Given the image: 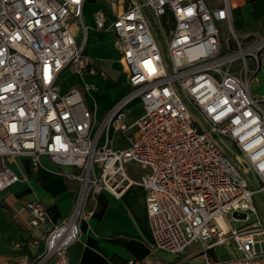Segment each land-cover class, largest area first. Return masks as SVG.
Wrapping results in <instances>:
<instances>
[{
    "label": "built area",
    "instance_id": "obj_1",
    "mask_svg": "<svg viewBox=\"0 0 264 264\" xmlns=\"http://www.w3.org/2000/svg\"><path fill=\"white\" fill-rule=\"evenodd\" d=\"M84 1L0 0V190L19 179L16 159L35 170L42 156L72 168L62 174L78 182L59 222L41 200L23 204L38 250L13 264H69L66 249L92 215L93 195L119 196L132 185L145 191L156 247L178 257L197 243L203 260L196 264H264V221L253 200L264 190V99L250 87L264 36L234 29L229 0H109L114 17L99 8L94 21L115 36L128 90L95 121L82 89L60 86L66 70L95 71L70 28L81 20ZM147 12L166 30V53ZM135 100L142 113L130 123ZM110 129L125 132L129 146L114 149ZM249 212L256 218L241 227L225 218L248 221ZM217 247L235 255L219 258Z\"/></svg>",
    "mask_w": 264,
    "mask_h": 264
},
{
    "label": "crops",
    "instance_id": "obj_2",
    "mask_svg": "<svg viewBox=\"0 0 264 264\" xmlns=\"http://www.w3.org/2000/svg\"><path fill=\"white\" fill-rule=\"evenodd\" d=\"M231 21L234 29L242 34L264 36V0H229ZM103 8L108 19L114 17L109 0H85L83 6ZM83 10V7H82ZM122 6L118 7V12ZM84 21L75 19L70 23L71 32L77 43H83L84 56L91 59L94 72L75 74L76 84L86 95V106L93 110L98 121L128 90L127 73L116 47L112 32L98 29L94 15ZM74 75L68 70L63 77ZM63 78V79H64ZM67 89L71 86H62ZM253 93L264 99V55L261 66L252 78ZM133 106L142 108L139 101ZM129 107V106H128ZM128 109V121L137 116ZM111 145L124 149L130 144L125 132L110 129ZM125 140L126 143L120 142ZM12 169L19 179L0 190V264H13L23 254H33L38 248L31 242V227L23 204L39 199L45 205L53 222L67 216L78 187L77 181L68 180L63 174L72 171L70 167H59L47 156L41 157V165L32 170L27 159H16ZM264 194V190L261 191ZM92 215L80 224L76 241L69 245L66 254L69 264H123L130 258L144 259L149 264H171L177 259L192 264L190 258L198 255L186 251L176 257L169 251L156 247L148 223L145 191L140 185H132L117 196L108 190L93 195ZM203 260V257L199 262ZM196 262V263H199ZM193 263V264H196Z\"/></svg>",
    "mask_w": 264,
    "mask_h": 264
},
{
    "label": "rangeland",
    "instance_id": "obj_3",
    "mask_svg": "<svg viewBox=\"0 0 264 264\" xmlns=\"http://www.w3.org/2000/svg\"><path fill=\"white\" fill-rule=\"evenodd\" d=\"M93 10H94V6H86V5L83 6L82 18L84 19V21L87 19V16H90L91 14H93ZM147 19L149 21L151 31H152L158 45L160 46L162 52L166 53L167 52L166 30H165V28H163L161 20L159 18H156L150 12H147ZM74 20L75 19H73L72 21H74ZM63 78L64 77L61 78L62 86L68 87V86L76 84L78 81V78L75 74L74 75L73 74L67 75L64 79ZM83 99L85 102L87 101L86 95H83ZM128 109L131 111L130 116L141 114V110L138 107L133 106V103H131L129 105ZM120 143L124 144V143H126V141L122 140ZM221 144H223L226 147V149L231 150L233 152L235 151L234 145L229 139H226V138L221 139ZM247 176H248V181H249V187H252V188L256 187L257 181L253 178L252 174H247ZM253 200H254V206H255L260 218L262 219V221H264V194H262L261 191L258 193H255ZM225 218H226V220L229 219L228 223L231 226H234L235 228H237V227L244 226V225L250 223L251 221H253L256 218V214L253 212H249V220L248 221L232 219L233 216L231 213L226 214ZM197 248H199V245L197 243H192L187 247V251L190 252V251L194 250L195 253H199ZM216 251L218 252L217 257H219V258L235 255V253H232L227 248L217 247ZM201 258H202L201 254L195 255V256L190 258V262L192 264L199 262L201 260Z\"/></svg>",
    "mask_w": 264,
    "mask_h": 264
},
{
    "label": "water",
    "instance_id": "obj_4",
    "mask_svg": "<svg viewBox=\"0 0 264 264\" xmlns=\"http://www.w3.org/2000/svg\"><path fill=\"white\" fill-rule=\"evenodd\" d=\"M233 215H235V216L238 215V216L241 217V218H245V216H246L245 213H238V212H234Z\"/></svg>",
    "mask_w": 264,
    "mask_h": 264
}]
</instances>
